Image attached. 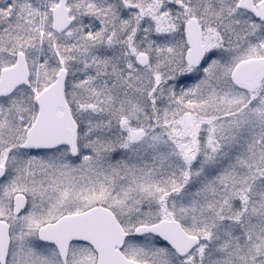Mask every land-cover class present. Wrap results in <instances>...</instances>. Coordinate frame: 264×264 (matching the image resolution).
Masks as SVG:
<instances>
[{"label":"snow or ice","instance_id":"1","mask_svg":"<svg viewBox=\"0 0 264 264\" xmlns=\"http://www.w3.org/2000/svg\"><path fill=\"white\" fill-rule=\"evenodd\" d=\"M0 264H264V0H0Z\"/></svg>","mask_w":264,"mask_h":264}]
</instances>
